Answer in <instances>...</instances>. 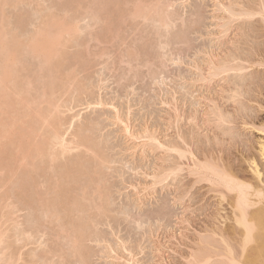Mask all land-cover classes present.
I'll list each match as a JSON object with an SVG mask.
<instances>
[{"label": "rangeland", "instance_id": "374dc122", "mask_svg": "<svg viewBox=\"0 0 264 264\" xmlns=\"http://www.w3.org/2000/svg\"><path fill=\"white\" fill-rule=\"evenodd\" d=\"M132 1L0 0V29L16 45L11 81L40 93L54 81L61 131L75 119L66 136L97 153L45 157L33 176L20 162L1 168L0 264H190L200 236L230 222L226 200L190 173L192 155L225 157L248 176L253 156L264 174V0H162L165 24L132 20ZM51 20L77 28L42 66L25 42Z\"/></svg>", "mask_w": 264, "mask_h": 264}, {"label": "bare ground", "instance_id": "6f19581e", "mask_svg": "<svg viewBox=\"0 0 264 264\" xmlns=\"http://www.w3.org/2000/svg\"><path fill=\"white\" fill-rule=\"evenodd\" d=\"M159 2L164 5L165 3L167 4V2L162 3V0H149V2L148 0H133L131 2V5H133L131 6L132 9H130L131 11L129 10L130 12L128 11V14L132 20H135V18H142L144 21L146 19H151L156 20V22L163 23L165 21L167 23L168 17L165 19V15L169 14L166 12L167 10H164L167 14L162 10L165 9L168 4L164 7V5L160 6ZM168 3L171 4L170 1ZM260 6L261 7L259 8L260 10L258 13H260V11L261 13L264 11V5ZM238 14H244L245 16L250 17L254 14V12L246 11ZM90 15L92 17V14ZM52 21L53 20H51V23L49 21H47V23L45 22L46 24L44 23V26H42L43 29L40 27L38 31L36 29L34 32L35 34L33 33V36L31 35L32 37L28 39V44L25 42V45L28 46L30 52L34 53L35 56H40L39 58H41L43 61V63L41 61L42 66L44 64L50 65V57L57 52V46L61 43L60 40L62 36L64 34H72L77 28L75 27L76 24L70 23L71 21ZM2 32L3 31L0 29V158L3 155H6V159L3 156L4 159L3 157L0 159V164L2 165V159L6 161L3 162V167L0 166V171L4 168L6 169V167H11V170H13L15 168L14 166L16 165L15 163L20 162L19 164L22 163V166L29 165L27 167L25 166L26 169L23 167V171L29 170V167H32L30 170L32 174L35 172L37 167V170L40 168L41 165L39 166V162L41 164L45 157L46 159L47 157L49 158L47 161H52L53 159H56L60 153L61 155H64V153H68V151L70 152L71 149H77L78 146L80 147L83 145L86 146V151H91L92 154L94 153L93 155L96 156L97 153L94 151L95 149L93 146L92 148L94 150L91 148L92 143L89 141L90 139H88L89 142L86 141L88 143L87 145L84 144L86 142L84 138H80V135H78L80 136L78 137L80 138L78 140H81L80 143H76L78 140L74 139L73 141L72 138L71 140L67 137V133H70L69 129L73 127V120L75 119L71 118L72 122H69V126H67V124V128H64V131H61V129L65 126H63V122L60 121L61 119H58V117H60L57 116L59 114V104L57 105L55 102L56 100L52 98L53 94H51V92L54 93L53 89H55L52 87L54 81L51 82L52 85L49 83L51 87L46 89L42 88V93H40L41 91L36 92L37 89H34L32 81H26L25 84L22 82L24 85H20L18 82L11 81L13 78V72L15 70L13 67L16 63V45L11 41V38H9V41H7L8 38L5 40V37L7 36L4 32V34ZM8 42H12L15 48H13L11 43L8 44ZM212 65L215 66V64ZM214 66L213 68L216 69L217 67ZM210 68L213 69L212 66ZM211 72L210 76L217 74L215 73L216 70ZM45 85L46 84H44L42 87L45 88ZM30 90L35 91L38 93V95L33 94L35 92L31 93ZM97 103L101 104L100 101H97ZM90 105L91 102H87V107ZM73 118H75V116ZM118 120H122L120 119V116ZM121 122H123V120ZM129 128V123H126L123 127L125 133H127L131 138L134 135ZM147 133L146 135L142 134L141 137H145V140L148 139L154 144L157 143L161 146L163 145L155 137L156 135L154 136L153 133L151 135L150 132L148 134ZM71 135H76L75 137H77V133H71ZM84 137L85 139L87 138L86 136ZM137 137L138 136H135V138ZM82 141L83 143H81ZM140 146L146 145L142 142ZM166 148L168 151H174L178 156V160L185 158L187 150L181 149L177 145H172L170 147L167 146ZM4 152H7V154ZM259 154L264 160V141L260 143ZM37 159L39 160L38 163L37 161L34 162V160ZM62 165L60 167H63V169L65 167L66 170V165ZM18 167L21 168V165H18ZM248 167H250L251 172V175L249 176L240 172L239 169H235L230 160L226 159L225 157L214 156L210 152L205 153L200 159L194 158L192 155V165L189 167L190 173L196 177V181L207 182L213 188V190L218 193L220 203L226 200L227 205L230 207V215L226 216L224 220L228 219L230 222L224 226L221 225L213 227L208 232L209 234L207 233L206 235L200 236L198 239V248L194 253L191 254L192 258L190 260V264H232L234 259L241 258L244 260V264H264V174L262 173L261 168L253 156L248 158ZM7 169L10 170V168ZM33 169L34 171L32 172ZM180 170H182L181 164L179 161H177L174 166L164 168L162 170V175L164 176V179H168L170 176L176 175ZM23 171L20 173H23ZM14 172L16 171H13L12 173ZM17 174L18 173L16 172V175ZM26 174L28 176V173ZM55 177L57 178V176ZM20 178L18 177V180ZM26 178L28 179L29 177ZM23 180L24 179L20 181L23 182ZM53 185L51 189L53 188ZM57 188L58 183L57 186H55L52 190L56 192ZM51 189L48 188V191L50 190L51 192H54ZM82 193L84 194L83 191ZM75 199L76 202L79 200L77 197H75ZM44 200L45 201L43 202L45 203L46 199ZM40 203L42 202L40 201ZM73 203H75V201ZM46 205L44 206L47 208V210L48 208L53 207L52 205L48 206V201L46 202ZM53 209L54 208L50 210ZM50 213L52 214V212ZM245 219L249 224L254 225L256 228L253 237V243L249 244L247 249L244 248V236L246 235V232L244 228L241 227V221ZM73 242L74 244L77 243L76 239ZM78 244L79 243L75 245L76 249L79 248ZM238 252L239 256H237Z\"/></svg>", "mask_w": 264, "mask_h": 264}, {"label": "snow or ice", "instance_id": "6c2138e0", "mask_svg": "<svg viewBox=\"0 0 264 264\" xmlns=\"http://www.w3.org/2000/svg\"><path fill=\"white\" fill-rule=\"evenodd\" d=\"M241 227L244 228L246 232V235L244 236V248L247 249L248 245L253 243L256 228L254 225L249 224L246 219L241 221ZM237 256H239V252L237 253ZM232 264H244V260L242 258L234 259Z\"/></svg>", "mask_w": 264, "mask_h": 264}]
</instances>
